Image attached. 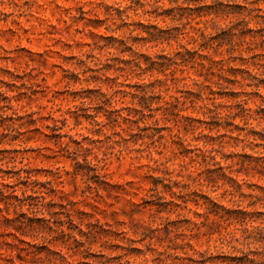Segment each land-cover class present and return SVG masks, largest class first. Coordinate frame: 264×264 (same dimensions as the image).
Segmentation results:
<instances>
[{"label": "rangeland", "instance_id": "rangeland-1", "mask_svg": "<svg viewBox=\"0 0 264 264\" xmlns=\"http://www.w3.org/2000/svg\"><path fill=\"white\" fill-rule=\"evenodd\" d=\"M154 1L0 0V182L51 213L16 264H264V0ZM138 22L173 37L115 71Z\"/></svg>", "mask_w": 264, "mask_h": 264}, {"label": "trees", "instance_id": "trees-1", "mask_svg": "<svg viewBox=\"0 0 264 264\" xmlns=\"http://www.w3.org/2000/svg\"><path fill=\"white\" fill-rule=\"evenodd\" d=\"M158 0H155L154 3L152 5H150V10L146 9L143 11V13H149V14H153L152 16L154 18L160 16V15H168L169 16V12H171L173 9V7H171L169 9V12L166 11V9L160 10L159 8L160 6L158 4H156ZM177 0H170L171 3L176 2ZM190 1H201V0H183V2L189 4ZM211 2L213 3L211 4H201V5H194L193 9L196 12L197 16H204V15H208V14H214V16H217L218 13L222 12L223 9H220L219 7H212L213 5L219 6L221 3L220 0H211ZM191 8V7H189ZM121 10H117V14L119 15V18L121 21H124V18H121V14H120ZM127 16V15H125ZM138 25H140L142 28H144V32L146 33L145 36L140 35V37H136V38H132L131 42H128L127 39H123V38H116L113 36H107L108 39L112 40V41H116L117 42V47L119 48V51L124 52V51H128L130 52L128 54L127 58H121L119 59V65L115 68V71H123L125 70L127 67L124 65H128V67L132 70H137L140 72L145 73L146 71H150L152 70L153 67V63H155L156 61L151 60V57L148 55H145L144 53H140L138 51H136L132 44L138 40H141L143 42L145 41H168L170 38H172L173 36L171 34H168V31L162 27L156 26L154 24H150L149 26H146L144 24H142V22H138ZM197 30H199L197 28ZM128 34H130V32H128ZM139 35V34H137ZM201 35V34H200ZM92 56V55H91ZM157 59H165L166 55L165 54H160L156 57ZM143 62H145V64H143ZM110 67V66H108ZM75 78V80L78 77H73ZM145 86H149L148 83L144 84ZM100 95H96L95 99H100ZM84 98V97H83ZM91 117H94L93 115H91ZM16 118L12 117V120H14ZM94 122H96L95 119H93ZM24 169H18L17 171H15L13 174H16L17 176L15 177L16 182H8V183H3L0 182V201H2L5 206L9 207L11 206L13 208L14 212H17L18 209H21L23 206H27V209L30 210L32 212V216H27L25 212H21L17 214V217H15V220L17 221V224L14 225V232H9L7 236H11L12 241L8 242L6 240H2L0 241L1 245H5V247L3 248L4 252H7L6 254L2 255V253L0 252V259H3V263L2 264H6L5 262H8V264H16L13 256H14V251L16 249L19 250H23V247H18L16 241L20 244H26V245H30L29 242L24 241L20 236L22 235H28L29 232H34V236L39 234V229L40 226L38 224H34V222H36L35 219V215H37V213L41 214L43 217L37 218V222L39 221H45L47 219L44 218L45 215H43V210L46 209L47 212L48 207L45 205V203L43 201H41L40 203H33V202H29L28 197L24 196L22 191L21 195H18L16 193V185L17 184H23L25 187L28 186L29 184V180L30 178V172H28L27 170ZM21 172H24V174H21ZM13 175H10L9 177H12ZM6 187V189H5ZM49 214H51L50 212H48ZM19 217V218H18ZM4 221L6 222V224L10 221H12L10 218L5 217ZM259 231H262L264 229V227L261 226H257L256 228ZM264 236V234H262ZM0 236H3L2 234H0ZM43 239L45 240H49L45 237H43ZM264 239V238H263ZM44 246L43 248L47 249V250H51L48 247H46V245H42ZM1 248V247H0ZM257 254V253H254ZM262 254V252L260 253ZM61 257H63L62 255H59ZM6 260V261H5Z\"/></svg>", "mask_w": 264, "mask_h": 264}]
</instances>
